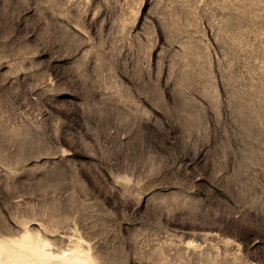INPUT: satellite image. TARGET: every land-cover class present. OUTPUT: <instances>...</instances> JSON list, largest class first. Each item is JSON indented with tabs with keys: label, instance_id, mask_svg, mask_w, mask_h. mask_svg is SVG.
I'll use <instances>...</instances> for the list:
<instances>
[{
	"label": "rangeland",
	"instance_id": "1",
	"mask_svg": "<svg viewBox=\"0 0 264 264\" xmlns=\"http://www.w3.org/2000/svg\"><path fill=\"white\" fill-rule=\"evenodd\" d=\"M0 264H264V0H0Z\"/></svg>",
	"mask_w": 264,
	"mask_h": 264
}]
</instances>
